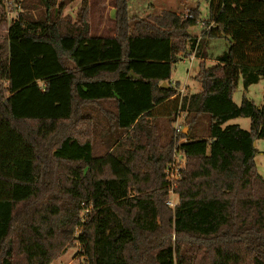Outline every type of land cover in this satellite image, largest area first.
<instances>
[{
  "label": "trees",
  "instance_id": "trees-1",
  "mask_svg": "<svg viewBox=\"0 0 264 264\" xmlns=\"http://www.w3.org/2000/svg\"><path fill=\"white\" fill-rule=\"evenodd\" d=\"M207 3L204 20L199 4L138 18L114 0V35L96 37L89 0H21L0 35V264H51L77 242L86 264H264V93L233 100L234 71L245 89L264 78V2ZM218 38L229 49L180 95L174 65Z\"/></svg>",
  "mask_w": 264,
  "mask_h": 264
},
{
  "label": "rangeland",
  "instance_id": "rangeland-1",
  "mask_svg": "<svg viewBox=\"0 0 264 264\" xmlns=\"http://www.w3.org/2000/svg\"><path fill=\"white\" fill-rule=\"evenodd\" d=\"M2 4L0 6V13L4 11L5 21L2 20L0 16V35L6 33V29L9 24L16 18H18L19 13L22 12L20 5L21 0H1ZM90 4V3H89ZM154 5L153 8L148 9L149 5ZM197 4L200 5L201 12V20L206 19L208 14V3L207 0H128V9L129 13L132 16H136L138 18H145L148 14L158 13L163 9H169L172 7L176 8L178 12H184V14H188V10L191 8H196ZM80 1H75L68 5L64 11V15L69 16L72 20L76 19L77 11L80 7ZM95 7V4H94ZM91 9V7H90ZM148 11L146 12V10ZM91 11V10H90ZM146 12V13H145ZM36 14V10H34ZM92 14V15H91ZM91 17V33L94 36L95 33H99L98 29L103 32L104 35H110L112 30L115 29V20L114 24L112 20L109 23L103 20L100 23V18L98 17V13H96L95 8L93 12H90ZM103 30H102V29ZM115 31V30H114ZM202 31V23L199 22L195 27L190 29V34L194 36H200ZM230 47V43L226 39H207L203 44V50L205 52L206 58L199 59L195 55V51H189L185 54V58H181L175 65L172 70L171 82H176L180 84L178 92L181 95L196 93L200 85L195 81L196 75H198L200 70V64L204 63V67L206 69H212L218 65L216 61L217 57L226 52ZM195 58V59H191ZM228 72H233V68L230 66L226 67ZM234 75L236 77V91L233 95L234 103L237 105L241 104L243 97L253 101L256 106L260 107L263 103V93H264V78L260 80L258 84L251 85L248 89H245L243 86L242 78L239 76L238 72L234 71ZM186 86L187 89L184 92H180L182 88ZM187 123L185 122V114H181L175 123L174 127L179 126L181 129H185ZM207 121L202 120L200 124V129L207 128ZM228 125H239L244 130L250 129V120L246 118H238L228 122ZM98 152H103L104 147L100 144L97 146ZM257 154L255 157V165L258 173L264 178V140H258L256 142ZM173 159H176L175 162L178 164L177 168L184 169L186 165V160L182 156V154H177ZM177 168H175L177 170ZM166 174V172H165ZM167 176V175H166ZM168 179V178H167ZM181 179V174H180ZM178 185V184H177ZM176 188V187H175ZM169 198L166 201V205L171 208L167 202L172 201V203H177V195L174 193H169ZM79 230L76 231V235ZM51 264H86L84 258L80 255V245L77 242L76 246L72 249H69L65 254H63L60 258L55 260Z\"/></svg>",
  "mask_w": 264,
  "mask_h": 264
},
{
  "label": "crops",
  "instance_id": "crops-1",
  "mask_svg": "<svg viewBox=\"0 0 264 264\" xmlns=\"http://www.w3.org/2000/svg\"><path fill=\"white\" fill-rule=\"evenodd\" d=\"M89 3L91 7V12H93L95 8L96 13H98V17L100 18V23H102L103 20L107 21V23H109L110 20H112V23L114 24V12H115L114 0H89ZM94 4H95V7H94ZM154 5L150 4L148 6V9L153 8ZM148 9L146 10V12L148 11ZM98 32L99 33H95L94 36L109 37V36L114 35V30H112V33L110 35H104L103 32L100 31L99 29H98ZM199 91H200V88L197 92Z\"/></svg>",
  "mask_w": 264,
  "mask_h": 264
},
{
  "label": "built area",
  "instance_id": "built-area-1",
  "mask_svg": "<svg viewBox=\"0 0 264 264\" xmlns=\"http://www.w3.org/2000/svg\"><path fill=\"white\" fill-rule=\"evenodd\" d=\"M193 59L194 58H192V60ZM171 83H172V85L176 84V82H171ZM186 89H187V87L184 86L180 92H184ZM175 130L177 133H179L182 129L179 126H176ZM176 161H177L176 159H173V161L168 165V167L166 169V175H167V178L169 181V187H170L169 193H172V194H174L173 189H175V187L177 186V184L180 180V174H181V168H177L178 164L175 163ZM175 168H177V170ZM167 204L171 208H175V206L177 205V203H174V202L172 203V201H168Z\"/></svg>",
  "mask_w": 264,
  "mask_h": 264
},
{
  "label": "water",
  "instance_id": "water-1",
  "mask_svg": "<svg viewBox=\"0 0 264 264\" xmlns=\"http://www.w3.org/2000/svg\"><path fill=\"white\" fill-rule=\"evenodd\" d=\"M259 1H262L264 2V0H259ZM130 77H135L132 73H130ZM163 86H165V84H163ZM185 131V130H184ZM254 146H256V143H254Z\"/></svg>",
  "mask_w": 264,
  "mask_h": 264
}]
</instances>
